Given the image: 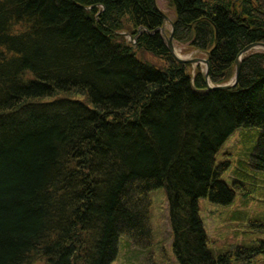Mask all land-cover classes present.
<instances>
[{"label":"trees","instance_id":"obj_1","mask_svg":"<svg viewBox=\"0 0 264 264\" xmlns=\"http://www.w3.org/2000/svg\"><path fill=\"white\" fill-rule=\"evenodd\" d=\"M165 2L174 42L206 52L212 85L264 43V0ZM163 25L155 0H0V264H112L121 237L147 248L160 187L179 264L264 255V221L255 244L214 255L199 208L234 202L216 155L237 128L259 129L251 166L264 172V50L243 56L233 87L207 90Z\"/></svg>","mask_w":264,"mask_h":264},{"label":"rangeland","instance_id":"obj_2","mask_svg":"<svg viewBox=\"0 0 264 264\" xmlns=\"http://www.w3.org/2000/svg\"><path fill=\"white\" fill-rule=\"evenodd\" d=\"M237 1L233 0L234 5ZM156 2L160 10L170 20L164 29V34L167 37L168 30H171L174 12L166 6L165 0H156ZM124 33L128 34L126 31L121 34L124 35ZM124 36L128 42H131L128 36ZM132 44H135V41ZM173 44L174 52L180 58L206 59V52L186 44H177L176 42ZM256 50L264 49L256 48L250 52ZM138 56L156 66L162 65L158 58L149 53L140 51ZM198 67L204 70L205 65L189 63L188 72L193 75ZM259 135V129L255 127L237 128L223 143L216 155V163L228 164L222 175V180L230 186L237 183L234 202L222 206L210 202L207 198L199 200L200 216L208 236V246L214 255L226 252L236 246L255 244L257 239L263 238L262 230L253 225L255 221H264V172L251 166V157ZM149 197L151 200L149 217L152 233L149 246L141 249L135 247L129 239L121 237L118 243V253L112 264H179L172 249L173 233L169 221L166 189L160 187L152 190ZM31 264H46V262L43 259H36ZM233 264L243 263L233 262ZM248 264H264V255H256Z\"/></svg>","mask_w":264,"mask_h":264},{"label":"water","instance_id":"obj_3","mask_svg":"<svg viewBox=\"0 0 264 264\" xmlns=\"http://www.w3.org/2000/svg\"><path fill=\"white\" fill-rule=\"evenodd\" d=\"M156 2V0H155ZM162 12V11H161ZM163 18L165 21L170 22V20L168 19V17L162 12ZM173 22H171V30L168 34L167 37H165V43L167 48L169 49L170 53L175 57V59L180 62V63H203L205 65V77H206V83H207V90H218V89H226V88H231L233 87L238 80L239 77V73H240V67H241V61L244 55H246L247 53H249L250 51H252L253 49L256 48H262L264 49V43L263 42H253L250 43L248 45H246L244 48H242V50L239 52L238 56L235 59V74L233 79L225 84H220V85H212L208 82L207 76H208V67H209V63H208V59H200V58H192V59H184V58H180L179 56H177L174 52V44H173ZM155 31H160L161 33H165L164 32V28H160L157 29ZM124 35L128 36L129 38L130 35L127 33H124Z\"/></svg>","mask_w":264,"mask_h":264},{"label":"crops","instance_id":"obj_4","mask_svg":"<svg viewBox=\"0 0 264 264\" xmlns=\"http://www.w3.org/2000/svg\"><path fill=\"white\" fill-rule=\"evenodd\" d=\"M156 5H157V2H156ZM157 7H158V5H157ZM159 8V7H158ZM160 9V8H159ZM173 20V19H172ZM166 23H168V21H164V25H163V28L165 29V25H166ZM167 29V28H166ZM170 30H168V32H169Z\"/></svg>","mask_w":264,"mask_h":264},{"label":"bare ground","instance_id":"obj_5","mask_svg":"<svg viewBox=\"0 0 264 264\" xmlns=\"http://www.w3.org/2000/svg\"><path fill=\"white\" fill-rule=\"evenodd\" d=\"M162 28V27H161Z\"/></svg>","mask_w":264,"mask_h":264}]
</instances>
